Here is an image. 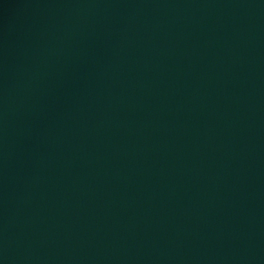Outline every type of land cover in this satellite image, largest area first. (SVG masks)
Masks as SVG:
<instances>
[{
	"label": "water",
	"instance_id": "obj_1",
	"mask_svg": "<svg viewBox=\"0 0 264 264\" xmlns=\"http://www.w3.org/2000/svg\"><path fill=\"white\" fill-rule=\"evenodd\" d=\"M0 264H264V0H0Z\"/></svg>",
	"mask_w": 264,
	"mask_h": 264
}]
</instances>
